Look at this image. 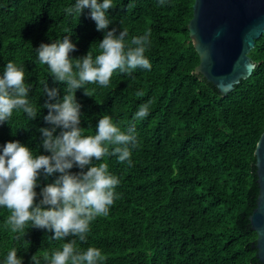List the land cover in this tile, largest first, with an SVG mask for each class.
I'll return each instance as SVG.
<instances>
[{"label":"trees","instance_id":"1","mask_svg":"<svg viewBox=\"0 0 264 264\" xmlns=\"http://www.w3.org/2000/svg\"><path fill=\"white\" fill-rule=\"evenodd\" d=\"M75 2L0 0V77L8 62L23 68L28 99L37 109L33 120L14 111L0 124V154L5 144L19 142L34 156L50 155L42 147L40 129L52 127L44 120V104L56 101H49L44 87L58 90L57 99L62 100L66 84L50 76L36 50L69 35L77 49L70 58H82L90 49L95 58L104 36L89 9L80 17L64 11ZM129 3L134 7L128 9ZM193 3L166 0L160 6L159 0H113L108 30L116 28L118 34L127 29L126 40L150 32L145 57L151 70H117L108 87L89 84L91 97L84 89L75 95L83 135H95L104 115L121 130L135 127L138 147L132 149L131 166L117 157L93 161L106 163L119 179L118 198L108 216L91 223L84 243L76 237L53 240L54 233L30 225L25 236L17 238L19 234L5 228L9 213L0 208V264L13 248L22 264H32L35 254L40 264H47L44 253L61 250L71 239H77L81 250L100 249L106 256L103 264H261L249 216L258 196L254 150L264 131V35L249 53L255 64L251 76L222 96L193 73L199 64L187 30ZM148 101L147 117L133 120ZM70 171L81 169L74 166ZM59 175L41 174L36 203L42 188Z\"/></svg>","mask_w":264,"mask_h":264},{"label":"clouds","instance_id":"2","mask_svg":"<svg viewBox=\"0 0 264 264\" xmlns=\"http://www.w3.org/2000/svg\"><path fill=\"white\" fill-rule=\"evenodd\" d=\"M166 0H159L160 6ZM134 5L129 3L128 9ZM113 0H76L75 5L64 11L80 17L85 9L90 10V18L96 30L104 36L98 44V54L93 58L91 49L86 56L72 59L70 53L76 46L70 36L51 44H41L36 50L37 58L47 65L50 76L55 81L66 84L62 100L57 99L58 90L44 92L49 101L44 107L48 115L44 117L52 127L42 128V147L50 155H33L28 147L19 142H9L0 154V208L9 213L5 228L12 233L25 236V229H46L53 240L78 238L80 243L87 240L91 223L98 217H106L110 207L118 198L115 189L119 179L112 175L106 163L94 165L105 157H117L119 163L132 164V149L138 147L134 125L121 130L109 115L99 119L95 135H83L81 105L76 100V91L84 89V95L91 97L86 85L98 84L106 88L113 73H131L137 68L151 70V63L145 57L146 46L150 44V32L140 36H129L127 29L108 30L109 10ZM30 87L25 84V72L13 62H8L0 77V124L8 122L15 112H22L29 120L37 117V109L28 99ZM137 95H143L137 93ZM151 101L140 105L133 120H143L149 114ZM60 129L58 135H54ZM81 169L73 174V167ZM87 168V171H83ZM59 173L54 183L43 187L39 203H36L38 180ZM47 264H103L106 256L95 247L81 250L77 239L64 243L61 250L49 255L44 253ZM32 264H40L38 254L31 258ZM4 264H22L15 248L8 251Z\"/></svg>","mask_w":264,"mask_h":264},{"label":"water","instance_id":"3","mask_svg":"<svg viewBox=\"0 0 264 264\" xmlns=\"http://www.w3.org/2000/svg\"><path fill=\"white\" fill-rule=\"evenodd\" d=\"M187 30L199 57L193 73L226 96L255 68L249 53L264 35V0H194ZM254 157L258 196L249 223L257 235L256 257L264 264V131Z\"/></svg>","mask_w":264,"mask_h":264}]
</instances>
